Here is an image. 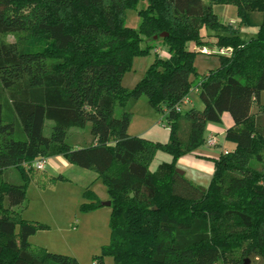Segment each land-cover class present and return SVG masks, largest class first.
Wrapping results in <instances>:
<instances>
[{
	"label": "trees",
	"instance_id": "trees-1",
	"mask_svg": "<svg viewBox=\"0 0 264 264\" xmlns=\"http://www.w3.org/2000/svg\"><path fill=\"white\" fill-rule=\"evenodd\" d=\"M140 1L147 6L138 11L140 25L133 29L126 25V11L136 10ZM216 2L235 3L242 23L260 12L258 35L242 40L238 29L217 19ZM201 26L229 33L218 46L231 50L219 52V67L195 85L192 60L206 47ZM9 34L22 38L8 41ZM147 39L162 40L170 58L162 60L156 51L143 78L125 89L121 76L132 59L155 44ZM190 42L200 49L187 47ZM194 88L203 106L177 111ZM263 90L264 0H0V175L14 167L21 178L0 184V264H81L32 244L30 237L46 225L17 210L30 173L37 170L24 164L57 155L93 168L109 187L111 243L102 252L115 264L264 261ZM142 95L166 112L168 143L131 135V113L115 114L116 105ZM224 112L234 120L225 138L235 148L214 159L210 185L201 188L176 172L174 162L197 149L207 125L220 122ZM46 120L53 121L49 136ZM183 120L184 137L178 130ZM87 126L88 143H67L70 128ZM157 149L169 152L173 161L151 170ZM85 198V211L102 205L89 190Z\"/></svg>",
	"mask_w": 264,
	"mask_h": 264
},
{
	"label": "rangeland",
	"instance_id": "rangeland-1",
	"mask_svg": "<svg viewBox=\"0 0 264 264\" xmlns=\"http://www.w3.org/2000/svg\"><path fill=\"white\" fill-rule=\"evenodd\" d=\"M208 1V0H205ZM147 6L146 1H140L136 10H127L125 15L126 25L133 29H138L140 25V15L138 11ZM213 11L217 19L224 25H232L238 29L240 38L249 41L258 35V24L262 20L260 12H252L250 14L252 22H241L238 15L237 5L233 2H216L212 5ZM200 34L206 47H213L212 53L197 52L194 57L193 66L195 73L191 75V80L196 85L202 77L211 70L217 69L220 65L218 53H230V48L218 46V40L221 36L229 35V33L220 30L201 26ZM24 36V34H23ZM8 41H19L21 34H9L6 37ZM147 42L155 43L148 52L137 55L132 59L130 69L121 76V85L125 89H133L136 84L143 78L147 69L158 57L162 60L170 58L168 45L162 40L147 39ZM143 42V44L146 43ZM190 49H200L195 42L188 43ZM201 50V49H200ZM264 90L262 91V93ZM189 97L191 103L185 105V110L196 103L201 102L199 96L194 90H191ZM264 97V96H263ZM264 100V98H263ZM264 105V102H262ZM254 111L258 105L254 104ZM123 110L131 113V122L127 132L131 135L139 136L150 142L168 143L171 140L170 123L164 117L163 113L158 112L150 103L146 95L139 98H129L124 106L116 105L115 114L119 115ZM219 123V122H213ZM53 129V121L46 120L44 127V135L49 136ZM180 135L184 137L186 122H181ZM66 141L73 147L84 146L91 139L89 126L85 129L70 128L67 131ZM218 150L220 147L228 148L229 151L234 150L235 143L228 141L225 136L216 134ZM207 131L204 133V141L200 148L211 149L205 142L207 140ZM228 146L225 147L224 143ZM214 147V148H217ZM222 148V150H223ZM194 152V151H193ZM192 153V152H191ZM187 153L182 156H186ZM181 156V157H182ZM172 155L162 149L154 150L149 162L151 170L159 169L161 163L171 162ZM174 162L175 169L184 171V176L191 180L194 184L201 188H207L211 182L213 173L207 174L184 167L180 165L179 159ZM65 166L58 169L47 168V164L42 170H33L27 181L25 199L17 210L22 216L30 221H37L46 225L43 230H38L30 237V241L36 245L47 249L50 252H56L73 256L79 260L81 264H95L99 260L100 264H115L114 257L109 254H103L104 246L108 245L111 240L110 219L112 207L101 205L93 210L85 211L82 204L86 201L85 192L87 190L93 192L98 202L111 200V194L108 191L102 176L93 168H82L72 162L66 160ZM14 173V174H13ZM162 171L160 174L162 175ZM17 169L12 167L0 175V184L5 181L13 180V183L21 181ZM19 226H17V231ZM248 264H264L262 259L256 258Z\"/></svg>",
	"mask_w": 264,
	"mask_h": 264
},
{
	"label": "crops",
	"instance_id": "crops-1",
	"mask_svg": "<svg viewBox=\"0 0 264 264\" xmlns=\"http://www.w3.org/2000/svg\"><path fill=\"white\" fill-rule=\"evenodd\" d=\"M263 96H264V92L263 93L261 92L260 104L264 102ZM201 102L196 103L193 101V104L200 107L202 106ZM253 107H252V111L253 112L257 111V110L254 111ZM233 125H234V120L231 114L229 112H224L222 114L221 121L219 123L212 122L207 125V128H206L207 136L209 137L211 134H214V135L219 134L220 136H225L226 130ZM218 144L214 147H217ZM227 144L229 143H227L226 141V143H224L225 147L228 146ZM214 147H212L211 149H208L206 147L204 148L198 147L197 149L194 150V152L186 156H182L179 159V163L180 165L186 168L191 167V169L193 170L211 174L214 172V159L218 158L223 150H226V149L228 150V148H223V146L220 147V151L218 150V147L217 148H214ZM64 164H66V159L62 155H57L54 157H49L47 168H50L52 170L58 169L60 167L65 166Z\"/></svg>",
	"mask_w": 264,
	"mask_h": 264
},
{
	"label": "built area",
	"instance_id": "built-area-1",
	"mask_svg": "<svg viewBox=\"0 0 264 264\" xmlns=\"http://www.w3.org/2000/svg\"><path fill=\"white\" fill-rule=\"evenodd\" d=\"M201 51H202L203 53H209V52H210L208 47H203V48L201 49ZM192 90H194L196 93H197V91H198L197 88H194V89H192ZM189 93H190V92H189ZM189 93H188L186 96H184V97L181 99V101L176 105V110H177V111H183L185 105L191 103L190 101H192V100H191L190 97H189ZM163 114H164V117H165V116H166V112H164ZM166 119H167V117H166ZM205 143H206L209 147H214V146H216V145L218 144V140H217L216 135L211 134V135L207 138V140H206ZM227 152H228V150L226 149V150H223L221 153H227ZM48 160H49V157L41 156V157L36 158V159H34V160L30 161V162H26L24 165H25V167H27L28 169L42 170V169L45 168L46 164L48 163ZM95 264H96V263H95Z\"/></svg>",
	"mask_w": 264,
	"mask_h": 264
},
{
	"label": "water",
	"instance_id": "water-1",
	"mask_svg": "<svg viewBox=\"0 0 264 264\" xmlns=\"http://www.w3.org/2000/svg\"><path fill=\"white\" fill-rule=\"evenodd\" d=\"M168 33H161L160 36L161 37H165L167 36ZM155 38H158V37H155ZM176 172L180 173L181 175H184V171L180 170V169H176ZM131 196H133V194H130ZM112 204V202L109 200V201H105V202H102V205H105V206H110ZM250 262L249 259L246 260V262L244 264H248Z\"/></svg>",
	"mask_w": 264,
	"mask_h": 264
}]
</instances>
